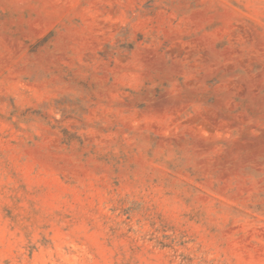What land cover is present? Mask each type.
Returning <instances> with one entry per match:
<instances>
[{"label": "rangeland", "instance_id": "374dc122", "mask_svg": "<svg viewBox=\"0 0 264 264\" xmlns=\"http://www.w3.org/2000/svg\"><path fill=\"white\" fill-rule=\"evenodd\" d=\"M0 264H264V0H0Z\"/></svg>", "mask_w": 264, "mask_h": 264}]
</instances>
